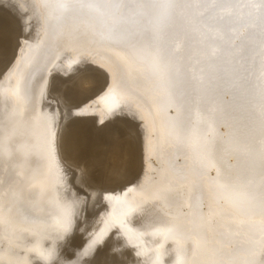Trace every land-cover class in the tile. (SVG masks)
Listing matches in <instances>:
<instances>
[{
  "label": "bare ground",
  "instance_id": "6f19581e",
  "mask_svg": "<svg viewBox=\"0 0 264 264\" xmlns=\"http://www.w3.org/2000/svg\"><path fill=\"white\" fill-rule=\"evenodd\" d=\"M9 1H11V0H9ZM25 1H26V4H27V2H29L28 4L30 6L31 14L35 15V10H36L35 6L37 5L38 0H28V1L25 0ZM25 1H22V3ZM253 1L251 2V0H232V2L229 3L227 6L220 7L218 5L221 4L222 0H147L148 3L158 6L155 8H150V7H143L142 6L145 3V0H139V4L141 6H137L135 8H129L127 10H122L120 13H110L103 8L86 9L84 11H80L79 9H76V8H68L67 9V11L59 18L57 26L54 29L51 37L47 40V42L39 50H36L35 52H33L31 54V56L29 57L28 65L32 66L31 71L32 70L37 71V74H36V77L33 81L24 85L21 98L19 99L18 103H15V105H13L12 110L15 111L14 116H15V120L17 123V127H18V134L16 135V137L13 141L11 149L6 154V162H5L4 167H3V168L7 167V170H8V172L11 173V176L8 178L0 177V264H88L94 260L93 255L91 256L92 258L89 256L92 259V261H90V262H88V260H91V259L90 258L87 259L86 258L87 256H85V255H88L90 253L92 254L93 251H95V248H97V247H95L94 250L93 249L91 250V248L94 247V244L97 245L98 248L100 246L99 244H101V246L103 247V245H102L103 243L100 241V239L92 238L91 243L93 246L89 242V241H91V239L89 241L85 238L79 239V236H80L79 235V231H80L79 226L82 224V223L80 224V222H82L81 220L83 219L82 209H81V201L79 200V198L77 196L78 193L77 194L75 193V189H74L75 183L74 184L72 183L74 185V186L72 185L74 187L72 190V188L69 187V185L67 184V182L64 178V171L67 169L69 170L70 169L69 166L67 169L64 168L65 170H63V168L61 167L60 164L64 165L63 162L68 161L67 160L68 155L71 156V158L75 157V155H74L75 153H73V152L77 148L76 145L78 144L76 141L75 134L78 133L77 136H79L80 132H78L76 130L77 127H74L75 123H73V124H71L73 126H70V127H74L76 133L72 129V132H74V133L71 132V134H70L69 130H67L70 127L66 129L65 126L62 127L61 129L58 128L60 130H59L57 136H56V132L58 131V129L54 133V127L56 125V128H57V125H58L57 121L62 119V117H63L62 114L64 113V111L62 109L57 108L60 111L62 110V112H61L62 114L59 113L60 116H62V117H57V114H56L57 109L55 110L56 107L54 106V103L52 101H49L51 99H49V100L47 99L48 95L45 98L43 93H42V88H41V83H40L41 77H42V72H43V69H45L46 66H48L49 62H51L53 59H61V62H65L66 59L64 61L62 60L63 59L62 57L65 56L68 59L75 60V61H72V60L69 61L68 60L69 62L66 61L68 64L64 63L66 65H70V67H71L70 62H72V63L73 62H79L76 65L77 66L76 70H78V68H79L78 66H80V68H81V65H83L82 67H84V66H85V68L87 67V69H89L90 67H93V69H94V67H96V66H99L100 69L103 68L102 69L103 70L102 76L99 77V75H98L99 79L98 80L95 79V81H102L103 80L104 82L108 83V82H111V81H109V77L111 79L114 75L116 76V78L119 77V79L117 78V80L121 81L122 77L125 75H128L129 73L137 72V74H139L143 69L144 61L132 53H124L121 55H114V56L109 57L107 55L106 51H111V50L112 51H115V50L127 51L130 49H133L136 46H142V43L145 41H148L150 44H152V42L153 43L156 42V43H154L155 44L154 51L159 56H161L163 60L162 59L155 60L154 62L156 64L153 66L154 71H151L150 73H148L146 75H149V76L154 75L153 80L155 82L158 80H161V78H162L164 80V82L171 87L169 99H171L172 101H174L176 103V113L173 117H170V119L172 120L173 123H175L177 125L175 130L179 129L178 127H179V125H181L182 122H185V121H187V119H189L187 117V119L185 121H183L184 118L181 121L182 117H186V115H188V113L191 114L190 117L191 118L193 117L194 121H197L194 118L200 117L201 120L207 119V121L209 122L207 117L209 116V114L211 113V110L213 109V107H212L213 104H210V99L213 98L214 95L216 96V93L212 96L210 95V92L215 90V89L212 90V88H213L211 86L212 83L214 84V82H216V81H217V83H218V81H221L220 87L218 86L219 83H218V85H216L217 87H215V88L219 89V91H222L221 89L223 87H226V85L229 87H231V85H232L233 86L232 88H235L240 94H242L240 92V90L241 91L245 90V93H243V94L245 96L247 94V96H248V93H246L248 91L245 89L246 87L245 88H243V87L246 86L247 84L249 85L250 84L249 82H251V80L249 82H246L244 80V79H246L245 77L247 76V73H245L246 72L245 71L244 74H246V76H243L244 75L243 70H245V69H243L242 67L247 68L248 66L246 67V65L254 64L257 61L256 62L253 61L254 63L250 62L251 63L250 64L247 61L250 58L248 56L249 53H247L248 54L247 58L245 56H242V55H244L245 52H248L250 50L251 47L249 45V42H251V40L255 39V37H253L251 39V37H252V34H251L250 41H249L247 39V36L250 35V33H248V35H246V32H244V35H246V40L243 38L244 36L242 37V39H243L242 40L240 38L241 35H239L235 32L237 29H240L241 27H243L245 31H247V32L249 31V30L245 29V26H244V25H246L245 20L246 19L250 20L249 17L252 15V13H250V11H252V9L253 10L255 9L254 10L255 12L259 10V6H258V8H255V6L257 7L258 1L255 0L257 3L254 1V4H253ZM79 2H80V0H72L70 3L75 4V3H79ZM88 2L104 3V2H110V0H88ZM133 2H136V0H133ZM19 3H21L20 0H19L18 4H17V2L14 4L15 5L17 4L15 7H16V10L20 13V11L23 7L21 8L20 7L21 5ZM176 3L182 5V7H175V6L163 7V5H168V4L174 5ZM26 4L23 3V5H26ZM251 4L254 5L253 8H252L253 5H251ZM18 5H20V6H18ZM250 5H251V7H250ZM24 9H26V8H24ZM254 11H253V13H254ZM29 13H30V11H29ZM248 13H250L251 15H249ZM257 13L254 14L255 17H257L256 16ZM251 18H252L251 19V22H252L254 17L251 16ZM24 23H26V22H24ZM252 23H250V25H252ZM240 24H241V26H240ZM254 24L255 23H253V25ZM248 26L246 25V28ZM255 26H254L255 28H253V26L250 27V29L253 28V29H251V30H253L252 33L254 32L255 29L257 31L260 30L257 25H255ZM257 27H258V29H257ZM0 30H1V28H0ZM31 30L32 29H30V31ZM2 31L0 32V51H3L6 48H7V50L10 51L13 48L11 47V49H8V45L6 43L10 42L14 46L15 40H16L15 36L7 35L6 34L7 32L5 30H4L5 32H2ZM240 31H242V28ZM240 31H237V32L239 33ZM31 32H33V30ZM31 32H30V35H31ZM259 32L260 31L256 32L257 35H255V34L254 35L258 36ZM234 33L239 35L240 41L241 40H242V42L243 41L247 42V40L249 41V42H247L249 45V47H248L249 49L246 51L242 50L244 53L242 51L240 52V50L238 48L236 49L234 47V45H233V43L235 42V41H233L235 38ZM242 34H243V31H242ZM15 35L17 36V34H15ZM79 35H80V39L77 42H75V40L77 39V37ZM260 35H261V32H260ZM261 38H262V36H261ZM114 39L117 40L118 43L113 42ZM262 39H264V38H262ZM91 40H94V42H95L93 45L83 46L84 44H86L87 42H89ZM236 40H238V36H237ZM258 40H259L260 44H261V42L263 43V41H264V40L263 41L260 40V37L258 38ZM258 40H257V42H258ZM237 42H239V40ZM242 42L237 43L243 47V48H241V46H239L240 49L245 48L243 46L244 44H241ZM236 43H234V44H236ZM252 43H253V41H252ZM260 44H257L255 46L258 47V45H260ZM248 45H245L246 48ZM262 45H260V46L263 47L264 45L263 46ZM18 46H20V45H18ZM253 46H252V53H256L257 51L260 52V49H261L260 46L258 47V48H260L259 50L256 47L257 48V49H255L256 52H254L253 49L255 48V46H254V48H253ZM169 47H170V50H169ZM81 48H86L81 52V56H79V58L73 57L75 52L78 51L76 49H81ZM234 48L236 50H239V53H243L242 55L238 53L239 54L238 59H240L239 61L241 63L242 62L241 60L243 58H246V60L244 59L245 61L243 60L244 61L243 63H245L246 65L241 64L240 65L241 67L235 66V64L236 65L239 64V61L236 60V58L234 57V56H236V54L233 53L234 50L232 51V49H234ZM17 50L18 49L16 47L15 52ZM261 50H263V49H261ZM259 52L257 53V55L259 54ZM175 53H177L176 56H174ZM252 53H250L251 57H252V55H251ZM260 53H261V55H258V56L255 55L256 58L254 57L255 59H253V57H252L251 59L256 60L257 58L259 59V57L262 58V55L264 53L262 51ZM1 54L3 56V53H1ZM230 54H231V57H234V59L236 61H233L234 59L230 58ZM91 56H101L102 61L96 62V60L89 58ZM236 57H238V55ZM241 57H243V58H241ZM263 57H264V55H263ZM229 58H230V60L233 61V63L231 62L232 66H231V63L229 61ZM261 58H260V60H264V58L263 59H261ZM249 61H251V60H249ZM236 62H238V64ZM246 62H248V64ZM263 62H262V67H264ZM1 63H4L3 65H6V62H1ZM259 63H260V61H259ZM61 64L62 63L57 64L55 66V68L52 70V73H56L57 71L63 72L65 70V69H63V68H65L64 67L65 65L61 66ZM0 65H1V67L3 66L2 64H0ZM254 65L259 66V64H254ZM254 65H253V67H254ZM61 67H63V68H61ZM239 67H240V69H239L240 71H238V69H237ZM249 67H251V68L249 70L250 75H248V76L251 77V74L254 72L252 69L257 70L259 67L258 68H256V67L252 68V65ZM67 68H68V66H67ZM96 68H98V67H96ZM241 68H242V70H241ZM68 69H70V68H68ZM68 69H66V70H68ZM73 69H75V67H73ZM90 69H92V68H90ZM93 69H92V71L95 70V69L94 70ZM234 69L235 70L237 69L236 71H238L236 75H238L239 72L240 73L242 72L243 75L242 74L241 75L244 77V78H242V76H240V73H239L238 76H240L239 78H241V79L239 81V78L237 76H236L237 78L234 77L235 83L230 82V80H232L234 78L231 76L229 77V74L231 72L234 71V73H235ZM66 70H65V72H67ZM72 70H71V72H72ZM76 70H74V71H76ZM230 70H231V72H230ZM258 70H259V73H258V71H255L256 75L260 76L259 74L261 72V77H262L263 69H262V71H260L261 69H258ZM0 71H2V70H0ZM97 71H98V69L95 70V72H97ZM250 71H251V73H250ZM110 73L112 74V76H110L111 75ZM65 74H68V73H65ZM104 74L106 77H104ZM256 75H253V77H255ZM234 76H235V74H234ZM248 76H247V79L250 78V77L248 78ZM257 76L255 77V80L258 79L260 81H256V83L257 82L260 83L261 81H264L263 77H262L263 79L261 80L260 79L261 77L257 78ZM263 76H264V74H263ZM253 77H251V78H253ZM95 78H97V76H95ZM228 78H230V79L228 80ZM86 79H88V78H86ZM49 80H50V78H49ZM117 80H115L114 82H116ZM58 81L60 82L61 80H58ZM112 81H113V79H112ZM252 81H253L252 83L255 82L254 78ZM91 82H93V81L91 80ZM222 82L225 84V86H221ZM225 82H227V83H225ZM96 83H98V82H96ZM217 83H215V84H217ZM259 83L257 84V85H259V87L257 85H254V84H253V86H257V88H260L264 84V82H261L262 85ZM90 84H92V83H90ZM47 85L50 86V84H47ZM97 85L98 84H96L95 87ZM99 85H101V84H99ZM209 85L211 88L210 87L208 88ZM238 86L239 87L241 86L242 88H240V90H238L237 89ZM253 86H251L253 89H251V87L249 86L250 89L252 90V92L255 90L254 88H256ZM50 87H48V88L50 89ZM206 87H207V90L204 89ZM70 88H72V86ZM81 88L79 89V92L73 90V93H71L72 91L70 92L68 90L69 92H67L68 93L67 96H69L70 99L71 98L79 99L80 92H81V94L83 92V90ZM92 88H94V87H92ZM138 88L141 90V92L135 90L133 92V94H140L141 96H143L146 99V101L144 102V107L146 110H148V112L144 113L141 111L142 119H143V121L141 122L140 121L141 118H139L140 119L139 120L138 117L136 116V113H133L135 106L132 108L133 111H130L129 107L127 109V106H128L127 104L130 102V100L128 98H126L127 99V101H126V99L124 98L125 104H126V102H128V101L129 102L126 104L127 105L126 106V109H127L126 114L123 111H120V114L123 116H130L131 119L134 118L135 122H138V124H137L138 126L135 129L136 132H134V134L131 136V138L128 139L129 141L127 143L125 142L123 144H115L117 147H115L114 145L112 146L110 143L111 146L109 144L107 146V147L110 146L109 148H111L112 151H113V148H115L114 151L117 154L115 152L114 153L110 152V154L113 153L118 157L117 158L118 162L119 161L120 162H119V164H116V165H119L120 168H122L123 174L125 173V176H123L124 178H122V176H121V178H122V179H120L121 182L118 181V183H116V184H123L124 181L127 179L126 177L130 174H133V171L135 173H137V171L140 168L142 170H144L146 167L145 166L146 160L149 158V155L153 156L152 153L154 151L152 149V142H154L153 146H155V149H156V146H158L157 143L159 142V144H160L159 139L161 140V138L163 136H164V138H165V136L167 137V133L165 134V132H164V129H166V128H164V125H165L164 120L165 119L163 120L160 118L162 115L161 116L160 115L155 116V114L154 115L152 114L154 112V110L159 111L161 109L162 105L165 103V98L161 97V91H160V89H162L161 85H160V89L158 87H156V84L150 85L149 83L144 84V85H140V86H138ZM257 88H256V90H258ZM217 89L214 92H217ZM225 89L223 88V94L220 93V94H222V96L218 95V96H220V98H223V96L225 98L226 97L224 95L225 93L228 94V91L229 92L233 91V90L230 91V88H228V87H227L228 91L227 90L224 91ZM261 89H259L260 91L255 90V92H258L260 94L257 95L255 93L256 94V96H255V94L253 93L254 97H252L250 99L246 98L243 94L241 95V99L243 98V96L247 99V102H248L247 105L245 103L246 102L245 98H243L245 101L243 99H242L243 102L240 101L241 105L238 104L240 97L236 98V99H238V101L236 100L237 106L235 105V108L237 107L238 110H240L239 108H242V110L246 109V111L240 110L242 112L239 111V113L244 114V112H246V114H244L245 118L248 117L247 118L248 120H250V118H253V119H251V121L254 120V122L252 121L253 122L252 124L250 121V123L248 125V127H250V124H251V127H250L251 130L248 129L251 132H249V131H248L249 133L248 132H245V133L241 132L243 130H240L239 128L244 126V125H241V126L239 125V128H238L237 127L238 123L234 122V121H237V119H235V120L233 119L234 124L232 122H231V124H229V123H227V121L223 120V119H225V117L223 116L224 118L222 120L224 122L221 121L222 123L220 124V126H217L212 131V133H210L208 135V137H206L204 139H203V137L199 138V139H197V137H196L194 145L190 147L189 151L183 152L186 154V161H185V157H183L184 155H181V158L179 159V161H177L178 163L176 164V168H175L174 172L171 170V168H168L169 173H172L170 175L167 174L168 177L170 176L171 180L168 179V180H170L168 182L164 180L165 184H166V182H167V184L168 183L171 184L172 179H173V181H174V179H176L177 181H175V182H178V180H182V181L184 180L183 182L184 183L186 182L188 184V187H190L191 189L197 188L201 184L200 191H202V192H201V195L199 194V196H201V197L198 196L199 197L198 200H200V203H199L200 204V208H199L200 214L199 215H201L203 217L202 218V220H203L202 226H203L204 233L209 236V237L207 236L208 240H209V238L210 239L211 238H213V239L217 238L222 233L225 235L234 234L232 237V239H234V240L232 242L243 245V246L237 245V248H238V246H239V248L236 250H239V251H238V253H234V255L237 254V257H239L238 261H240L241 259H243V261H244L246 256L252 250V243L251 242L259 240L260 229H258V228H261V225L264 224V214H262L259 211V209L256 207V202H255L256 197L259 195V190L261 189V187L264 183V174L261 173V156H260V150L262 147V139H264L260 136V132H261V111H262V109H264V101H261L262 96H264V94L261 93V92H264L263 86L261 87ZM58 90L56 89V91H58ZM75 90H77V89H75ZM96 90L97 89L95 88V91ZM47 91H48V89H47ZM61 91L63 92V90H61ZM53 92H54V90H53ZM51 93H52V91H51ZM234 93L232 96L235 95ZM239 93H236V95ZM62 94L63 93H61V95ZM217 94H219V92H217ZM210 96H211V98H210ZM215 96L213 99L216 98ZM230 96L231 95H228V97H230ZM56 97H57V99L59 98L58 96H56ZM234 97L229 98L230 100L233 99L232 103H231L232 105H233V103L235 104V102H236V101H234ZM53 98H54V96H53ZM194 98H196V99H194ZM223 99L222 100L219 99V101H223ZM60 100L62 101V99H59L58 101H60ZM82 100H84V99H82ZM189 101L191 103H189ZM60 102H59V107H60ZM70 102H73V101L71 100ZM67 103L71 104L69 106H72V103H69V102H67ZM73 103H76V102H73ZM225 103H230V102H227V99H226ZM242 103H245L243 105H246L247 108H245V106H242ZM61 104L64 105L62 102H61ZM68 104H67V106H68ZM77 104H78V102H77ZM130 104H131V102H130ZM188 104H189V108L187 107L188 108L187 109L185 107ZM228 105L230 106V104H228ZM67 106H66V108H67ZM74 106H72V107L74 108ZM80 106H81V104H80ZM226 107H227V105H226ZM103 108L101 107V109H103ZM184 109H187L185 116L183 115L184 111H185ZM233 109H234V107H233ZM233 109L231 107V110H230V107H228L229 112L232 111ZM64 110H65V108H64ZM68 110H70V109H68ZM122 110H124V109H122ZM139 110L140 109L135 108V111H139ZM151 111H153V112L151 113ZM182 111H183V114H182ZM221 111H222V109L219 112L221 113ZM237 111H236V116H237ZM72 112H73V110H72ZM104 112L105 111H103V113ZM139 112H138V115L140 114ZM161 112L162 111L158 112V114ZM193 112H195V114H197L196 117L193 116L194 115ZM212 112L214 113V111H212ZM215 112H217V111H215ZM229 112H225V114L229 113ZM67 113L68 112H66V114ZM70 113H71V111H70ZM74 113H75V111H74ZM232 114H233V112H232ZM232 114H230V115H232ZM68 115H70V114H68ZM64 116H66V115H64ZM216 116H217V114H216ZM226 116H227V114H226ZM210 117L212 118L211 114H210ZM210 117H209V119H210ZM218 117H219V119L221 118L220 116H218ZM162 118H163V116H162ZM233 118H234V115H233ZM241 118H243V116ZM189 120L191 122V119H189ZM189 120L187 123H189ZM193 120H192L193 123L191 122L192 124H189V125H193V124L197 125V122H195L196 123L195 124ZM248 120H247V122H248ZM139 121H140V123H139ZM212 121L215 122V119H211V122ZM112 122H114V121H112ZM135 122H134V124H135ZM208 122L205 123V124H207V126H208ZM244 122H245V119H244ZM77 123H76V125H78ZM187 123L185 122L184 127H183V125H181V126L185 129ZM200 123H202V122H200ZM61 124H62V122H61ZM202 124H201V126H204ZM247 124H246V126H247ZM59 125H60V123H59ZM81 125H83V124H81ZM81 125L79 127V131H80ZM198 125H199V123H198ZM215 125H217V124L215 123ZM45 126L48 127V132H49L50 141H51V148L53 149L54 154H55V158H56L55 167H53L54 168L53 170L51 169L52 168L51 164H49L46 167V165L43 166L42 162L35 161L33 159L29 160V158H28V152L31 150H35V151L41 153V150H42L43 145H44L43 133L45 131ZM187 126H188V124H187ZM190 127L191 126H189V129L188 128H186V129L190 130ZM91 128H92V126H91ZM183 128H181V130H183ZM192 128L193 127H191V129ZM198 128L200 130L199 126H198ZM193 129H195L194 130L195 132H198V131H196L197 128H193ZM187 130L185 133H188V136H190L189 131L187 132ZM82 131H84V130H82ZM91 131H94V130H91ZM102 131L103 130L101 129V132ZM190 131H191V134L195 133L192 130H190ZM88 132L89 131H87V133ZM117 132H119V131L117 130ZM156 132H158V135H156ZM177 133L179 134V132H177ZM72 134H74L73 136H75V139H73V136L72 137L70 136ZM83 134L84 133H80V135L83 136L84 144H85L86 139H85ZM92 134L95 135L94 132ZM107 134L108 133H106V136H107ZM111 134H113V133H111ZM182 135H184V133ZM194 135H198V134L197 133L193 134L192 138L195 137ZM82 136H80V138ZM112 136H114V135H112ZM172 136H174V134ZM175 136L173 138H175ZM179 136H181V135H179ZM186 136H187V134L184 135V137H186ZM188 136L186 139H188V141H191V139ZM103 137H104V135H103ZM128 137H129V134H128ZM86 138H88V137L86 136ZM90 138H92V136H90ZM90 138H88V139H90ZM100 139L102 140V138H100ZM183 139H184V143H185L187 140L185 141V138H183ZM162 140H164V139H162ZM171 140L172 139H170V141ZM179 140H180V142H182L181 139H179ZM87 142H88V140H87ZM109 142H110V139H109ZM180 142H178V143H180ZM86 144L83 146L84 148H85ZM169 144H171V142H169ZM171 146H173L171 149H174V144L170 145L169 149ZM55 147L59 150L60 154H58V151H56ZM104 147H105V145H104ZM176 147L179 148V146H176ZM87 149L92 150L95 148L91 147V148H87ZM87 149H85L86 152H87ZM98 149H100V148H98ZM104 149H106V148H104ZM209 149L211 150L212 159H211V161L206 162L205 161V152ZM173 151L171 150L172 153H173ZM177 151H179V150H177ZM177 151H176V153H177ZM81 153H83V151L80 152V154ZM174 153H175V151H174ZM84 154H86L85 151H84ZM94 154H96V152ZM94 154L92 155V157L94 156ZM170 154H169V156L172 157V155H170ZM57 155L61 156L64 161L63 160L61 161L60 160L61 158H58ZM98 155H97V157H98ZM158 155L161 156L160 153ZM78 156H76V157H78ZM80 156L82 157V155H80ZM99 156L102 157V155H99ZM104 156H106V153ZM94 157H96V156H94ZM98 158H100V157H98ZM168 158L169 157H167V159ZM101 160L97 159L96 161L101 163ZM60 161L62 163H59ZM113 163L115 165V162H113ZM158 163L161 164V161L159 160ZM94 164H95L94 166L96 167V162ZM65 165H66V163H65ZM65 165L63 167H67V165L66 166ZM114 165H113V168L115 167ZM119 166H117V167H119ZM159 167H161V166L159 165L156 168V176L155 177L150 178L148 180L146 179L148 181L147 182L148 184H145L146 182L144 183L145 185L140 184L142 182V179L140 178V176L139 177L137 176L139 178L137 183H136V184H138V186L136 184H132V189H130L131 185L128 186V188H126L127 190L128 189L132 190L131 191L132 196H131L130 200H127L128 202L125 200V201H123L124 203L119 204L118 203L119 200H117L118 198L115 197L117 194H119V192L116 195H114V194L111 195V193H109L111 195L110 199L115 197L117 202L114 201V203L116 205L118 203L119 206H117V208L112 213H110L108 216L110 217V220L112 221L113 224L119 225L120 227L122 226L124 228L123 229L121 227L123 229V231L125 232L127 237L131 236L130 232H132V230H130V228L128 229L127 224L126 225L124 224L125 222H123V224H122L121 219H123V218H121L122 217L121 213L123 211H128L129 209H132L133 203L135 206V204H137L138 201L141 199L140 198L141 194H143L145 196L146 195L152 196V195H154V193H157L156 189H158V191H159V189H161L160 188V168ZM106 168H107V166H106ZM186 168H188L189 170L187 171ZM202 169H204L203 171L205 172V176H203L201 174V173H203ZM68 170H67V172H69V174L71 175L70 178L72 179L73 173H70V171H68ZM114 170L116 171V169H114ZM139 172H141V171H139ZM75 173H76V171H75ZM106 173H110V172L106 171ZM100 174H97V176ZM102 174H103V172H102ZM112 174L113 173L111 172V175ZM218 174H219V176H218ZM75 175H76V177L77 176L79 177L80 174L76 173ZM81 175H82V173H81ZM111 175H109L108 178H106V177L105 178L109 181H112L113 178H111ZM157 175H159V177ZM201 176H203V178ZM76 177L75 178L73 177V179H76ZM163 177H166V175ZM181 177H182V179H177V178H181ZM183 177L184 178L187 177L186 178L187 181H185L186 179H184ZM199 177H201L202 179H199ZM98 179H96V180H98ZM164 179H166V178H164ZM67 180H68V178H67ZM81 180H83V179L81 178ZM101 180L102 179H100V181ZM139 184H140V186L143 187V188L141 187L143 192L141 191ZM167 184H166V186H167ZM170 184H168L170 186V188H173L175 185H177V187H179V188L181 186V185L180 186L178 185V184H180V181L178 182V184L174 183L175 185H173L172 187H171L172 184L171 185ZM181 184H183V183H181ZM164 186L165 185L163 184V187ZM169 186H168V188H169ZM161 187H162V185H161ZM136 188H137V190H136ZM165 188H164V190H165ZM181 189H185V187L184 188L181 187ZM189 189L188 190L185 189V190L189 192ZM191 189H190V192L192 191ZM77 190H78V188H77ZM164 190L162 191V189H161V191L158 192L160 197H162L160 195V193H162V195H163V193H166V191L164 192ZM172 190L175 191L174 188ZM177 190H178V188H177ZM176 191L174 193H176ZM179 191H180V189H179ZM124 192H126L125 193L126 195L131 193V192H127L125 190H124ZM168 192L165 195L169 196V194H171V191L169 192V194H168ZM188 192H186L187 194H184V196L186 195V198L188 197L187 196ZM194 192L198 193V191H194ZM101 193H102V191H101ZM136 193L139 195V197L136 195ZM158 193L155 195V198L158 195ZM195 193H194V195H196ZM125 194H124V196H126ZM102 195L104 196V194H102ZM102 195H100V196H102ZM165 195H163V197H165ZM171 195H173V193ZM191 195H193V194H191ZM191 195H190V197H191ZM97 196H98V194H97ZM100 196H98V199ZM124 196L121 195L122 198ZM174 196H175L177 202L173 201L174 197L173 198L171 197V199H172L171 202L173 201L172 202L173 205H174V202H176V204L181 206V204H179L178 202H179V200L183 201L184 197L182 196L183 198H180L181 196H179L178 192H177V196H176V194ZM137 197L140 199L138 200ZM193 197L195 198L197 196H193ZM152 198H153V196H152ZM175 198H174V200H175ZM177 198L178 199L180 198V199L178 200ZM189 198H187L188 199L187 203L190 205L189 200L192 199V197L190 199ZM110 199H109V197L107 198L108 205L109 204L114 205L113 202L111 203L109 201ZM133 199L134 200L137 199V202L136 201L134 202ZM143 199H145V198H143ZM161 199H163V201H165L164 200L165 198H161ZM94 200H96V198ZM145 200H143L142 203L139 201V203L135 207H137L140 204L144 205ZM154 200L155 199H152V201H149L147 198L146 201H149L150 203L160 201L159 199L157 201V198H156V201H154ZM194 200L195 199H193L192 201H194ZM92 201H93V199H92ZM103 201H104V199H103ZM111 201H113V200L111 199ZM167 201L168 202L170 201L169 197H168ZM167 201L165 203L167 206L172 205L171 202H169L170 204H167ZM94 202H96V201H94ZM161 202H162V200L158 203H161ZM184 202H182L183 205L184 204L187 205ZM96 203H98V202H96ZM195 203L196 202H194V204ZM145 204H147V203H145ZM151 204H147L149 206V207L147 206V208H150ZM96 205L97 204H95V206ZM101 205H99V206H101ZM106 205H105V207H106ZM108 205H107V207H108ZM155 205L156 204L152 205V207H154ZM157 205H160V207H162L161 205H163V202L161 204H157ZM166 205L164 207H166ZM178 205H177V209H178ZM191 205H193V204H191ZM195 205H193V206H195ZM140 206H138V208ZM90 207H88V208H90ZM152 207H151V209H152ZM160 207H158V208H160ZM187 207H184V208H187ZM140 208L142 209L143 207L141 206ZM144 208H145L146 212L143 209V212L141 210V213H140L139 212L140 210L138 209L140 216L148 213L146 206ZM120 209H123V210H121L122 212L120 211ZM165 209H170V208L168 207ZM92 210H93V208H92ZM106 210H107V208H106ZM157 211L159 212L161 210L157 209ZM189 212H191V211H189ZM194 212H196V211L194 210ZM94 213H96L95 209H94ZM149 213H151V211ZM161 213L163 214L164 212H161ZM100 214H102V213H100ZM135 214H137V211ZM139 214H137L138 217H139ZM151 214L153 216V213H151ZM90 216H92V215H90ZM90 216L88 218H90ZM109 217H108V219H109ZM146 217H147V215H146ZM149 217H150V215H149ZM165 217H167V216H165ZM139 218H141V217H139ZM142 218H144V216ZM100 219H98V220L100 221ZM103 219H102V221H103ZM141 219L138 220V222H137L138 225H140L139 222L141 223ZM123 220H125V219H123ZM135 220H136V218L133 221H135ZM146 220H148V219H146ZM181 220H179V221H181ZM133 221H131V223H134ZM165 221H167V220H165ZM85 222H86V220H85ZM94 222H97V220ZM182 222L183 221H181V223ZM177 223H179V222H177ZM141 224H143V227H144L145 223L143 222ZM191 224L192 223H190V225ZM195 224H197V223H195ZM200 224H201V222H200ZM161 225H163V224L161 223ZM140 226H142V225H140ZM140 226H139V228H140ZM154 226H155L154 224H153V226L149 225L148 229H146L147 227H144V229L148 231L150 228H153ZM163 226H165V227H163ZM163 226L160 227V224H159V226H157V227L160 229L158 231H156V233L159 235V237H161L160 242L165 244L164 241L168 242L166 237L167 238L170 237V239L172 237L171 240L174 242L171 241V243H170V241H169L168 243H170V244L174 243L173 245L175 247L176 243L179 244V242H176V241L179 240L180 238H178V234H176V231L173 229L174 226H171L170 228L168 227L170 225L165 224ZM182 226L183 225H181V228H182ZM185 226H187V225H185ZM154 228H153V231L156 230V229L154 230ZM179 228L180 227L178 226V233L183 235L181 232L184 231L183 229L185 227L182 229L181 232H179L181 230V229L179 230ZM193 228L195 229L194 226L192 227V230H193ZM185 229H189V228L186 227ZM201 229H202V227L199 229L200 234L198 233V236L199 235L201 236V234L203 233V230L201 233V231H200ZM190 230H191V228L188 230V232ZM150 231H152V229ZM143 232H144V230H143ZM149 233L150 232L148 231V234L146 233L147 236H145V237H152V234L150 233L151 234L150 235ZM156 233H153V235ZM194 233H193V235H194ZM219 233H221V234H219ZM157 234H156V236H157ZM180 234H179V236H180ZM186 234H187V231H186ZM189 234L192 235L190 232H189ZM133 235L134 234H132L131 237H133ZM175 235H177V236H175ZM193 235H192V237L188 236L190 239V240H188L189 241V243H187L188 245L190 244V241L192 242V240H191L192 238L195 239V237H193ZM202 235L206 239V236L204 234H202ZM156 236L154 235L152 237V239H155L154 237H156ZM194 236H196V235H194ZM173 237H176V238H174L176 240H174ZM162 238L164 241L162 240ZM145 239H147V242H148L149 239H151V238H149V239L145 238ZM182 239H183L182 242H184V241L187 242L186 241L187 238L184 239V236L181 237V240ZM196 239L198 241L199 238L197 237ZM202 239H203L202 240L203 243H201V244H204L205 240H204V238H202ZM200 240H201V238H200ZM208 240H206V241H208ZM223 240H224V238H223ZM99 241L101 243H99ZM153 241H152V243H154ZM197 241H194V242H197ZM211 241L212 242H210V241L209 242L212 245V243L215 240L214 241L211 240ZM228 241H230V240H228ZM157 242L158 241L155 242L156 248L158 246L163 247L162 243H161V245H158L160 242L158 244H157ZM194 242H193V244H194ZM96 243H99V244H96ZM150 243L151 242L149 241L148 245ZM154 244H152V245L154 246ZM178 244H177V246L179 248L180 246ZM183 244L186 245L185 243H183ZM207 244L208 243H205V245H207ZM104 245H105V242H104ZM148 245L146 246V244H145V246L148 249L147 248L143 249V252L140 254V256L138 255L140 257L141 261L138 257L137 258L139 260L134 256L132 257V259L136 258V260H134L135 263L139 262V261L140 262L138 264H141V262L143 264H151L153 262L155 263L156 259L154 257L157 254L162 255L163 254L162 252H164L163 250H165V249L159 250L160 247H158L157 249L155 248L157 251L159 250V253H158L155 249L152 248L153 246L151 245L152 251L155 250L157 253V254H155V253L153 254V252L149 249ZM180 245H182V243ZM198 245H200V244H198ZM198 245L195 247L198 249V250L195 249L197 252L195 250H194L195 253L193 252L194 256L191 253L192 252L191 250H190L191 252H189V248H188V250L186 249L187 250L186 251V250H184L185 246L180 247L185 251L184 252L183 250H181L185 254H187V252L191 253V254L188 253L187 257L193 256L192 259H189L190 257L188 258V260L186 259L187 260L186 263L190 264L188 262H191V264H214V262L212 261L213 256H212V258H210L211 255H209L210 251L205 250L209 247L205 246L206 247L205 248L204 245H202L203 246L202 248H205V249H201V247H200V250H199ZM208 245H210V244H208ZM211 245H210V247H211ZM225 245H227V244H225ZM110 246L114 248V246H112L111 244L109 245V247ZM164 246H166V245H164ZM189 246L192 247V245H189ZM189 246H187V247H189ZM214 246L215 245L213 244V247ZM106 247H107V245H106ZM162 247H161V249H162ZM174 247H172V250H171L168 246V248L170 249L168 251L174 252V250L176 249V247L175 248ZM115 248H117V247H115ZM163 248H165V247H163ZM178 248H177V250L180 251V249H178ZM100 249L102 251V248H100ZM100 249H96V250H100ZM119 249L120 248L118 247V250ZM191 249L193 250L194 246ZM114 250H117V249H114ZM224 250H225V248H224ZM229 250H231V249H229ZM101 251H98V252L100 253ZM160 251L162 254L160 253ZM168 251H166L167 254L169 253ZM219 251H221V250H219ZM226 251H228V250H226ZM166 252H164L163 255H165ZM177 252L178 251H176V253ZM94 253L97 254V251ZM99 253L97 254V256L100 255ZM102 253H104V252H102ZM127 253L129 254L131 252L127 251ZM181 253L182 252H180V254ZM177 254L174 253V256H176ZM226 254L227 253H225V255ZM163 255L161 256V259H163L162 258ZM169 255H171V254H169ZM221 255H222V252H221L220 256ZM129 256L127 257V259L129 258ZM131 256H132V253H131ZM131 256L129 258L130 260H131ZM178 256H179V254L175 258H177ZM181 256H183V253L181 254ZM214 256L217 258L218 255L216 256L214 254ZM233 256H229V260L232 257L230 262H229L230 264L232 263V260H234L236 258L235 256H234L235 258ZM101 257H102L101 262L103 264H128L127 262L130 261V260H126L125 256L122 253H120L119 251L115 252L110 248H108L106 250V252ZM164 257H166V256H164ZM181 258L183 260L184 256ZM98 259H100V258H98ZM220 259H221V257H220ZM173 260H172L171 264H174L175 261H173ZM175 260H177V259H175ZM178 260L176 261L177 263H178ZM214 260H215V258H214ZM97 262L101 263V262H99V260ZM131 262H133V260ZM176 262H175V264H176ZM219 262L221 264H223L221 262V260ZM234 262H235V264H237L236 263L237 258L234 260ZM93 263L96 264L95 260H94V262H92V264ZM166 263H167V261H166ZM166 263H164V264H166ZM169 263L170 262H168V264ZM182 263H180V261H179V264H182ZM215 263L217 264L216 260H215ZM220 263H218V264H220ZM129 264H131V263H129ZM160 264H162V261L160 262Z\"/></svg>",
  "mask_w": 264,
  "mask_h": 264
},
{
  "label": "rangeland",
  "instance_id": "374dc122",
  "mask_svg": "<svg viewBox=\"0 0 264 264\" xmlns=\"http://www.w3.org/2000/svg\"><path fill=\"white\" fill-rule=\"evenodd\" d=\"M8 1V2H7ZM21 1V3H19L20 5H18V6H20L22 9H21V11H20V13L16 10V5L18 4V2H19V0L17 1V0H11V1H9V0H0V28H1V30H0V32L2 31V32H7L6 34L7 35H10V36H15V45L13 46V44L12 43H10V42H7L6 44L8 45V49H11V47L13 48L12 50H7V48L6 49H4L3 51H0V64H4V63H1V62H6V65H3L2 67H1V65H0V70H2V71H0V177H4V178H8V177H10L11 176V173L10 172H8V170H7V167L6 168H3L4 167V164H5V162H6V154L9 152V150L11 149V147H12V144H13V141H14V139H15V137H16V135L18 134V127H17V123H16V120H15V111L14 110H12L13 109V105H15V103H18V101H19V99L21 98V96H22V90H23V87H24V85H26L27 83H29V82H31V81H33L34 79H35V77H36V74H37V71H34V70H32L31 71V69H32V66H29L28 65V59H29V57L31 56V54L33 53V52H35L36 50H39L46 42H47V40L51 37V35H52V33H53V31H54V29L56 28V26H57V23H58V21H59V18L67 11V9H68V7H61L62 5H67V4H69L72 0H38V3H37V5L35 6L36 7V10H35V15H32L31 14V10H30V6H29V2H27V4H26V1L25 0H20ZM22 1H25V2H23L24 4H26V5H23V3H22ZM28 1V0H27ZM253 0H251V2H252ZM255 1V0H254ZM254 1H253V4H254ZM256 1H258V0H256ZM255 1V2H256ZM10 2V3H9ZM17 2V4L15 5L14 3H16ZM9 3V4H8ZM257 3V2H256ZM253 4H251V5H253ZM14 5V6H13ZM251 5H250V7H251ZM27 6V7H26ZM254 7V5L252 6V8ZM24 8H26V9H24ZM251 8V9H252ZM255 8H258V3H257V7L255 6ZM23 10V11H22ZM255 10V9H254ZM253 9H252V11H250V13H252V15L250 14V13H248L249 15H251L252 17H254L255 19H257V17H258V11H254ZM29 11H30V13H29ZM63 11V12H62ZM253 11H254V13H253ZM249 12V11H248ZM258 12V13H257ZM255 13H257V17H255ZM31 14V15H30ZM21 15V16H20ZM254 15V16H253ZM251 16L249 17V19L250 20H248V19H246L245 21H246V25L248 26L247 28H246V25H244L245 26V29L246 30H249L248 32L247 31H245L244 30V28L243 27H241L242 28V31H243V34H242V31H240L241 30V28L240 29H237L236 30V32L235 33H237V34H239V35H241L240 36V38L242 39V37L246 40V35H248V33H250V35H248L247 36V39L250 41V36H251V34H252V37H251V39L253 38V37H255V39H253V40H251V42H249L248 40H247V42H249V45H250V50L248 51V52H245V54L244 55H242L244 52L242 51V50H244V51H246V50H248L249 48V45H248V43L247 42H245V41H243L242 42V40L240 41V39H239V35H237V34H235L234 33V40L233 41H235L234 43H236L238 40H239V42H237V43H240V42H242L241 44H244L243 46L246 48V46L245 45H248L247 46V48L245 49H240L239 48V46H241V45H239V44H234L233 43V45H234V47L237 49H239L240 50V52L242 51L243 53H239V50H236L235 48L234 49H232V51H233V53L234 54H236V56L238 55V57H236V56H234L235 58H236V60H240V59H238L239 58V54H241L242 56H245L246 58H247V53H249V59L247 60L249 63L250 62H252V63H254L253 61H257L256 63H254V64H259V66H257V65H254V64H251L252 65V68H258V69H261L260 71H262V69H263V73H262V77L264 78V76H263V74H264V67H262V62L264 61V60H260V58L261 57H259V59L257 58L256 60H253V59H255L256 58V56H258V55H261V51L264 53V39H262L261 38V36L262 35H260V32H261V29L260 30H258V31H260L259 32V35L258 36H255V35H257L256 34V32H258L256 29L254 30V32L252 33V31L253 30H251V29H253V28H255L256 26V24H254L253 25V21L255 20L254 18H253V20H252V22H251ZM24 22H26V23H24ZM244 23V22H243ZM250 23H252V25H250ZM242 25V26H243ZM240 26H241V24H240ZM239 26V27H240ZM253 26V28H251L250 29V27H252ZM255 26V27H254ZM3 27V28H2ZM26 27V28H25ZM238 27V28H239ZM249 28V29H248ZM30 29H32L33 30V32H31L30 31ZM257 29H258V27H257ZM5 30V31H4ZM26 30V31H25ZM20 31V32H19ZM237 31H240L239 33L237 32ZM30 32H31V35H30ZM244 32H246V35H244ZM17 34V36L15 35V34ZM26 33V34H25ZM28 33V34H27ZM255 34V35H254ZM23 35V36H22ZM238 36V40H236L237 39V36ZM17 37V38H16ZM260 37V40H262L263 41V43L261 42V44H260V42H259V40H258V38ZM20 41H19V40ZM80 39V35L77 37V39L75 40V42H77L78 40ZM255 40V41H254ZM257 40H258V42H257ZM151 41V40H150ZM252 41H253V43H252ZM74 42V43H75ZM152 42V41H151ZM95 42H94V40H91V41H89V42H87L86 44H84L83 46H90V45H93ZM154 43H156V42H154ZM153 42H152V44H150L148 41H145V42H143L142 43V46H136V47H134L133 49H130V50H127V51H121V50H115V51H106V53H107V55L110 57V56H114V55H121V54H124V53H132V54H134V55H136L138 58H140L141 60H143L144 61V66H143V69H142V71L139 73V74H137V72H133V73H129L128 75H125V76H123L122 77V80L120 81V80H117V78L119 79V77H117L116 78V76L114 75L111 79H110V77H109V81H111V82H108V83H106V82H104L103 80L102 81H95V79L96 80H98L99 79V77L100 76H102V69L103 68H101L100 69V67L99 66H96V67H98V68H96V67H94V69L96 70V69H98V71L97 72H95V70L93 69V67H90V68H92L94 71H92V69H87V67L85 68V66L84 67H82L83 65H81V68H80V66H78L79 68H78V70H76V68H77V64L79 63V62H70L71 63V67H70V65H66V64H64V63H67V62H69L70 60H72V61H75V60H73V59H68L67 57H62L63 59V61L66 59V61L65 62H61V59H53L51 62H49V64H48V66H46V68L45 69H43V72H42V77H41V81H40V83H41V88H42V93H43V95H44V97L46 98L47 97V95H48V97H47V99L49 100V99H51V100H49V101H52L53 103H54V106L56 107L55 108V110L57 109V108H59V109H62L63 111H64V113L62 114L61 112H62V110L60 111V110H56L57 112H56V114H57V117H62V119L61 120H58L57 121V124L59 125V123H60V127L57 125V128H56V125H55V127H54V133L56 132V130L58 129V128H62V127H66V129L67 128H69L70 126H73V125H71V124H73V123H75V126L74 127H77L76 128V130L78 131V132H80V133H84L83 135H84V137H85V139H86V142H85V144H86V146H85V148L83 147L85 144H84V139H83V136L82 135H80V133H79V136H77L78 135V133H76V131H75V129H74V127H70L69 129H67V130H69V132H70V134H71V132H72V129H73V131L76 133L75 134V136H76V141H77V145L79 146H77L76 145V149L78 150H76L75 149V151L73 152V153H75L74 155H75V157L76 156H80V155H82V157L80 156H78V157H72L71 158V156H67V162H65L63 159H62V157L61 156H59V155H57L58 156V158H61L60 160L62 161H64L63 163H64V165H65V163H66V165H67V167H63L64 165L63 164H60L61 165V167L63 168V170H65V169H67L68 168V166H69V170L68 171H70V173H73V175H72V179L70 178V174H69V172H67V170H65L64 171V178H65V180H66V182H67V184L69 185V187L70 188H72V190H73V186L75 185V193L77 194V196H78V198H79V200L81 201V209H82V217H83V219L81 220L82 222H80V226H79V239H83V238H85V239H87L88 241L91 239V241H89L90 243L92 242V238H95V239H100V241L103 243L102 245H103V247L101 246V244H99V243H101L100 241H99V243H96V244H99L100 246H99V248H98V246L97 245H95L94 243V247L93 248H91V250L93 249L94 250V248L95 247H97V248H95V251H93V253L91 254H88V255H85V256H87L86 258L88 259V258H90L92 255H93V259L95 260V262H96V264H101L102 262V260H101V256L106 252V250L108 249V248H110V249H112L113 251H115V252H120V253H122L124 256H125V258H126V260H130L129 258H130V256H131V253H132V256H131V260L129 261V262H127L128 264L129 263H131V264H138L140 261H141V259H140V254L143 252V249H146L147 247V245H148V243H149V241L151 242L149 245H148V247H149V249L152 251V249H151V245L152 244H154L156 241H158L157 242V244L161 241V237H159V235L156 233V231H158L160 228H158L157 226H159V224H160V227H162L163 225H170V226H168L169 228L171 227V226H174L173 227V229L176 231V234H178V238H180L179 240H177L176 242H179V244L178 243H176V245H175V247H176V249L174 250V252H172V251H168V250H172V247H174V243H172V244H170L171 243V239H172V237H171V239H170V237H166V239H167V241L169 242L170 241V243H168V242H166V241H164L163 240V238H162V240L165 242V244L164 243H162V242H160L158 245H161V243H162V245H163V247H165V248H163L162 246V249H161V247L160 246H158V247H160V249L159 250H163V249H165V250H163L164 252H166V251H168L169 253L167 254V252H166V254L165 255H163L164 254V252H162L161 253V251H160V253L163 255V259H161V256L162 255H160V254H157L156 253V249L158 248H156V243L154 244V246L152 247L153 249H155V250H153L152 252H153V254L155 253V254H157L154 258L156 259V261H155V263L156 264H160V262L162 261V264H164V263H166V261H167V263L166 264H168V262H170L169 264H171V262H172V260L179 254V258L177 257V258H175V259H179L178 260V263L176 262L177 260H173V261H175L176 262V264H179V261H180V263H186V261L188 260V258L189 259H192L193 258V256H194V254H193V252H194V250L196 249V250H198L197 248H195L198 244H200V245H198V248H199V250H200V247H201V249H205L207 246L210 248H207V249H205V250H209L210 251V253H209V255H211L210 256V258H212V256H213V258H212V261L214 262V264H216L215 263V260H216V262H217V264L218 263H220L219 261L221 260V262L223 263V264H230L229 262H230V260H231V258H230V260H229V256H233L234 255V253H238V251L239 250H236V249H238L239 248V246H241L242 244H238V243H233L232 241L234 240V239H232V237H233V235L234 234H230V235H225V234H221V233H219V234H221V235H219L217 238H209V240L207 239L209 236L207 235V234H205L204 233V230H203V226H202V223H203V220H202V216L201 215H199L200 213V200H198V198L199 197H201V196H199V194L201 195V192L202 191H200V188H201V184L197 187V188H193V189H191L190 187H188V184L185 182H183L182 180H178V182L180 181V184H178V182H175V181H177L176 179H174V181H173V179H172V182H171V184L170 183H168V184H170L171 185V187L173 186V185H175L174 183H176V184H178L179 186H180V188L179 187H177V185H175L173 188L175 189V191L177 190V188H178V190L176 191V193H174L175 191L174 190H172L173 188H170V186L167 184V182L168 181H170L171 180V178H170V176L168 177V175H170V174H172V173H169V169L168 168H171V170L174 172V170H175V168H176V164L178 163L177 161H179V159L181 158V155H184L183 157H185V161H186V154L185 153H183V152H188L189 151V149H190V147L191 146H193L194 145V142H195V140H196V137H197V139H199V138H202L203 137V139L204 138H206V137H208V135L210 134V133H212V131L217 127V126H220V124L222 123L221 121H223V120H225V121H227V123H229V124H231V122L234 124V122H236V123H238L237 124V127L239 128V125L241 126V125H244V126H242V127H240L239 129L240 130H243V131H241V132H251L250 130H251V124L254 122V120H252L251 121V119H253V118H250V120H248L247 118H245V116H244V114H246V112H244V114L243 113H239V111L240 110H242V108H239L240 110H238L237 109V107L235 108V105H236V103H237V101H238V99H236V98H238V97H240L239 99V101H238V104L239 105H241V102H243V98H248V99H250V98H252V97H254L253 95L256 93L257 95L258 94H260V93H258V92H255V90H256V88H257V86L259 87V85H257L259 82H257L256 83V81H260V80H258L257 78H260L261 77V72H260V76H257L256 75V72L255 71H258V73H259V70L257 69V70H255V69H252L251 71L254 73H252L251 74V77H253V75H256L257 76V80H255V77H253L254 78V83H252L253 81V78H251L250 76H248V75H250L249 74V70H250V68L251 67H249V66H251V65H246L245 63H243L245 60H246V58H243V57H241V58H243L241 61V63H240V61H239V64H238V62H236L238 65H236L235 64V66H240L241 64H245L246 65V67L247 68H245V67H242L243 69H245V70H243V74H244V72L245 73H247V76H248V78L249 79H247V76H246V74H242V72L240 73V76H246L245 78L248 80H246V79H244L246 82H249L250 80H251V82H249L250 84L248 85H246V86H244L243 88H245L248 92H246V93H248V96H247V94H246V96L243 94V93H245V90L244 91H241L240 90V88H242L241 86L239 87L238 86V90H240V92L245 96H243V100L241 99V95L242 94H240L235 88H232L233 86L231 85V87H229V86H227L226 85V87H223L225 90L224 91H228V89H227V87L228 88H230V91H232V92H229L228 91V94L227 93H225L224 95L227 97H225L224 98V96H223V98L226 100L227 99V102H230V103H225V100L223 99V98H220V96H222V94H223V88L221 89L222 91H219V89H217V88H215V87H217L216 85H218V83H219V87H220V83H221V81H218V83H217V81L216 82H214V84L215 83H217V84H213L212 83V90L213 89H217V92H219V94H217V92H214L215 90H211L212 92H210V95L212 96V95H214L215 93H216V98L215 99H213L214 98V96H213V98H211V96H210V98L212 99H210V104H213V109L211 110V115H212V118L210 117V114H209V116L207 117L208 118V120H209V122L207 121V119L206 120H201L200 119V117H198V118H194L195 120H197V121H194L193 120V117L191 118L190 116H191V114L190 113H188V115H186V117H182V119H181V121L183 120V118H184V120L183 121H185L186 119H187V117L189 118V119H191V122H192V120L194 121V123L195 122H197V125H189V124H192L191 122H190V120L189 119H187V121H185L186 123L188 122V120H189V123H187L188 124V126H187V124H186V127H185V129L183 128L184 127V125H185V122H182L181 123V125H183V127L181 126V125H179V129H176L175 130V128L177 127V125L175 124V123H173L172 122V120L170 119V117H173L174 115H175V113H176V103L174 102V101H172L171 99H169V96H170V89H171V87L169 86V85H167L165 82H164V80L161 78V80H158V81H154L153 80V76L154 75H152V76H149V75H146V74H148V73H150L151 71H154V69H153V66L156 64L154 61L155 60H160V59H162V57L161 56H159L155 51H154V47H155V44H154ZM246 43V44H245ZM252 43V44H251ZM260 44V45H262L263 47H261L260 45H258V47L260 46L261 47V49H263V50H261L260 48H258L257 46H255V45H257V44ZM12 44V45H11ZM18 45H20V46H18ZM254 45L255 46V48H254V46H253V50H254V52H256L255 51V49H257L258 48V50L260 49V52L259 51H257L256 53H252V46ZM16 47H17V51L15 52V50H16ZM257 47V48H256ZM241 48H243L242 46H241ZM84 49H86V48H81V49H76V50H78V51H76L75 52V54L73 55V57H77V58H79V56H81V52L84 50ZM169 50H170V47H169ZM13 51V52H12ZM5 52V53H4ZM259 52V54L257 55V53ZM1 53H3V56H2V54ZM232 53V52H231ZM232 53V54H233ZM239 53V54H238ZM250 53H252L251 55H252V57H253V59H251L252 57L250 56ZM262 53V54H263ZM7 54V55H6ZM176 54L177 53H175L174 54V56H176ZM11 55V56H10ZM256 55V56H255ZM264 55V54H263ZM263 55H262V58L261 59H263L264 57H263ZM233 56V55H232ZM88 57V56H87ZM234 57H231V54H230V58L232 59H234ZM255 57V58H254ZM3 58V59H2ZM89 58H92L93 60H96V62H101L102 61V57L101 56H91V57H89ZM230 58H229V61H230V63L232 62L233 63V61H236L235 59L232 61V60H230ZM245 59V60H244ZM6 60V61H5ZM69 60V61H68ZM163 60V59H162ZM244 60V61H243ZM249 60H251V61H249ZM9 63H8V62ZM259 61H260V63H259ZM248 62H246L247 64H248ZM59 63H62L61 64V66L63 65H65L64 67L65 68H63V67H61V68H63V69H68V68H70V69H68V70H66L67 72H65V70L63 71V72H56V73H52V70L55 68V66L57 65V64H59ZM69 63V64H70ZM232 63H231V66H232ZM68 64V63H67ZM263 64H264V62H263ZM234 65V64H233ZM244 65V66H245ZM253 65H254V67H253ZM8 66V67H7ZM67 66H68V68H67ZM230 66V67H231ZM264 66V65H263ZM7 67V68H6ZM73 67H75V69H73ZM234 67V66H233ZM241 67V66H240ZM240 67L239 68H237L238 69V71H240L239 69H240ZM5 68V69H4ZM242 68H241V70H242ZM249 68V69H248ZM62 69V70H63ZM73 69V70H72ZM233 69V68H232ZM236 69V70H237ZM71 70H72V72H71ZM74 70H76V71H74ZM235 70V69H234ZM235 70V73H234V71L233 72H231V70H230V74H229V77L231 76V77H235V78H239L240 76H238L239 75V73H238V75H236L237 74V72L238 71H236ZM61 71V70H60ZM251 71H250V73H251ZM9 72V73H8ZM61 73V74H60ZM65 73H68V74H65ZM96 73V74H95ZM99 73V74H98ZM233 73V74H232ZM257 73V74H258ZM7 76H6V75ZM111 74V73H110ZM234 74H235V76H234ZM242 74V75H241ZM61 75V76H60ZM63 75V76H62ZM98 75H99V77H98ZM233 75V76H232ZM51 76V77H50ZM95 76H97V78H95ZM110 76H112V74L110 75ZM143 76V77H142ZM237 76V77H236ZM242 76V78H244ZM60 77V78H59ZM85 77V78H84ZM90 77V78H89ZM260 78L261 80L263 79V78ZM49 78H50V80H49ZM52 78V79H51ZM59 78V79H58ZM86 78H88V79H86ZM94 80H93V79ZM235 78L234 79H232V80H230V82H234L235 83ZM61 80L60 82L58 81V80ZM93 81V82H91V80ZM112 79H113V81H112ZM230 78H228V80H229ZM240 79L241 78H239V81H240ZM87 80V81H86ZM89 80V81H88ZM115 80H117V81H120L121 82V87L120 88H114L113 87V85H114V83H116V82H114ZM243 80V79H242ZM264 80V79H263ZM50 82V83H49ZM55 82V83H54ZM81 82V83H80ZM96 82H98V83H96ZM100 82V83H99ZM114 82V83H113ZM228 82V81H227ZM227 82H225V83H227ZM261 82H264V81H261ZM261 82L259 83V84H261ZM90 83H92V84H90ZM105 83V84H104ZM147 83H149L150 85H154V84H156V87H158L159 89H160V85H161V87H162V89H160V91H161V97H163V98H165V103L162 105V107H161V109L158 111H156V110H154V112L153 111H151V113L154 115L155 114V116L156 115H162L163 116V118H162V116L160 117L161 119H165L164 120V123H165V125H164V128H166V129H164V132H165V134L167 133V137L165 136V138H164V136L161 138V140L159 139V141H160V144H159V142L157 143V145L158 146H156V149H155V146H153V143L154 142H152V149H153V156L152 155H149V158L146 160V167H145V169L144 170H142L141 168L137 171V173H135L134 171H133V174H130V175H128L130 178H136L135 176H140V178L142 179V182L140 183V184H143V185H145V184H148L147 182V180L148 179H150V178H153V177H155L156 176V168L160 165L161 167H159L160 168V188L162 189V191L164 190V188H165V190H164V192L166 191V193H163V195H165V194H167V192L169 191H171V194L173 193V195H171V194H169V192H168V194H169V196L168 195H165V197H163V195H162V193H160V195L162 196V197H160L159 196V191H161V189H159V191H158V189H156L157 190V193H158V195L156 196V198H157V201H158V199L160 200L161 198H165L164 200L165 201H163V199H161L162 200V202H163V205H161L162 207H160V205H157V204H161V203H158V202H160V201H158V202H149V201H152V199H155L154 201H156V198H155V195L157 194V193H154V195H152L153 196V198H152V196H149V195H143V194H141L140 195V198L142 199H140V198H138L139 197V195L136 193V195L138 196L137 198H138V200L142 203V201L143 200H147V198H148V200L149 201H144L145 203H147V204H151V206H150V208H147V204H145L144 202V205L142 204H140L143 208L141 209L140 207V205H138V206H140L139 208H138V206L137 207H135L138 203H139V201H138V203L137 204H135V206H134V203H133V205H132V209H129L128 211H121V210H123V209H120V211L122 212H120L121 213V215H122V217L121 218H123V219H125V220H123V219H121L122 220V224H123V222H125L124 224L126 225L127 224V226H128V229L130 228V230H132V232H130L131 233V236H132V234H134L133 235V237H131V236H129V237H127L126 236V234H125V232L123 231V229L119 226V225H116V224H113L112 223V221L110 220V217L108 216L110 213H112L116 208H117V206H119V204H121V203H124L123 201H127V200H130V198H131V196H132V190H130V189H132V184H130V183H124V185H123V187L121 188V189H119V190H117V191H112L111 189H105V188H103V187H110V185L111 186H116V185H120V184H116V183H118V181H120L121 182V180L120 179H122V178H124L123 176H125V173L123 174V170H122V168H120V166L119 165H116V164H119V162H118V157L115 155V154H113L115 151H114V149L115 148H113V151H112V149L111 148H109L111 145L113 146H115V147H117L115 144H123V143H127L129 140L128 139H130L131 138V136L134 134V132H136V127L138 126L137 124H138V122H135V119L133 118V119H131L130 118V116H123V115H121L120 114V111H123V112H125V114H126V110L128 109V107H129V109H130V111H133V107L135 106V108L137 109H140L139 111H135V108H134V112L133 113H136V116L138 117V119L139 118H141V122L143 121V119H142V114H141V111L142 112H144V113H146V112H148V110H146L145 109V107H144V102L146 101V99L143 97V96H141L140 94H133V92L135 91V90H137V91H139V92H141V90L138 88V86H140V85H144V84H147ZM252 83V84H251ZM47 84H50V86L49 85H47ZM78 84V85H77ZM96 84H98L96 87H95V85ZM99 84H101V85H99ZM223 84V85H222ZM222 84H221V86H225V84L222 82ZM253 84L254 85H257V86H253ZM54 85V86H53ZM81 85V86H80ZM103 85V86H102ZM106 85V86H105ZM210 85L208 86V88L210 87ZM262 85V84H261ZM260 85V86H261ZM72 86V88H70ZM251 86H253V87H256V88H254L255 90L252 92V90L251 89H253L252 87H251V89H250V87ZM263 86V91H264V84L262 85ZM261 86V87H262ZM48 87H50V89L48 88ZM82 87V88H81ZM92 87H94V88H92ZM98 87V88H97ZM218 87V88H219ZM261 87L260 88H257L258 90L259 89H261ZM62 88V89H61ZM82 89L83 90V92H82V94H81V92H80V95H79V99H73V98H71L70 99V97L69 96H67L68 95V93L67 92H71V93H73V90L74 91H78L79 92V89ZM95 88L97 89L96 91H95ZM202 88V87H201ZM211 88V87H210ZM47 89H48V91L50 92H48L47 91ZM56 89L58 90V91H56ZM75 89H77V90H75ZM204 89H206L207 90V87L206 88H204ZM53 90H54V92H53ZM61 90H63V92L61 91ZM69 90V91H68ZM92 90V91H91ZM95 92H94V91ZM258 90H256V91H258ZM262 90V89H261ZM51 91H52V93H51ZM91 91V92H90ZM210 91V90H209ZM260 91V90H259ZM49 94H48V93ZM214 92V93H213ZM61 93H63L62 95H61ZM75 93V92H74ZM93 93V94H92ZM212 93V94H211ZM220 93H222V94H220ZM233 93L236 95V93H239V94H237L235 97L234 96H232L233 95ZM254 93V94H253ZM261 93H263L264 94V92H261ZM51 94V95H50ZM54 94V95H53ZM58 94V95H57ZM256 94H255V96H256ZM218 95H220V96H218ZM228 95H231L230 97H228ZM239 95V96H238ZM262 95V94H261ZM51 96V97H50ZM53 96H54V98H53ZM56 96H58L59 98L57 99V97ZM234 97V101H236L235 102V104L233 103V105L231 104L232 103V100H230L229 98H233ZM91 99V100H89V101H87V103L86 104H81V106H80V103L82 102L81 100L82 99ZM126 98H128L129 100H130V102H131V104H130V102L128 103V102H126V104L128 105H126L125 104V99ZM245 98V99H246ZM59 99H62V103L64 104V105H62L61 104V102L60 101H58ZM65 99V100H64ZM194 99H196V98H194ZM193 99V100H194ZM219 99L220 100H222L223 99V101H219ZM229 99V100H228ZM64 100V101H63ZM73 101V102H76V103H73V102H70V101ZM214 100V101H213ZM218 100V101H217ZM126 101H127V99H126ZM241 101V102H240ZM245 101V100H244ZM262 101V100H261ZM59 102H60V107H59ZM65 102V103H64ZM67 102H69V103H72V106H74V108L72 107V106H69V105H71V104H68ZM77 102H78V104H77ZM215 102V103H214ZM240 102V103H239ZM189 103H191L190 101H189ZM220 103V104H219ZM246 105L248 104V102H247V99H246ZM245 103H242V106H245V108H247V106L246 105H243V104H245ZM57 104V105H56ZM66 104V105H65ZM67 104H68V106H67ZM130 104V105H129ZM227 105V107H226V105ZM228 104H230V106L228 105ZM102 105V106H101ZM224 105V106H223ZM232 105V106H231ZM238 105V106H239ZM65 108V110H64V108ZM66 106H67V108L68 109H70V110H68L67 108H66ZM126 106H127V109H126ZM222 106V107H221ZM237 106V105H236ZM76 107V108H75ZM101 107L103 108V109H101ZM131 107V108H130ZM189 108V104L185 107V108ZM228 107H230V110H231V107H232V109H233V107H234V109L232 110V111H230L229 112V110H228ZM187 108V109H188ZM226 108V109H225ZM122 109H124V110H122ZM187 109H184L185 111H184V114H183V111H182V114L185 116V113H186V111H187ZM215 109V110H214ZM222 109V111H221V113L219 112L220 110ZM238 111H237V110ZM72 110H73V112H72ZM226 110V111H225ZM235 110V111H234ZM70 111H71V113H70ZM74 111H75V113H74ZM103 111H105L104 113H103ZM160 111H162L161 113H159L158 114V112H160ZM212 111H214V113L212 112ZM215 111H217V112H215ZM236 111H237V116H236ZM242 111H246V109H244V110H242ZM242 111H240V112H242ZM66 112H68L67 114H66ZM138 112L141 114H139L138 115ZM157 112V113H156ZM225 112H229V113H226L227 114V116H226V114H225ZM232 112H233V114H232ZM62 114V116H60V114ZM163 113V114H162ZM192 113V112H191ZM194 113V117H196V115L197 114H195V112H193ZM213 113V114H212ZM240 115H239V114ZM68 114H70V115H68ZM75 114V115H74ZM216 114H217V116H216ZM221 114V115H220ZM230 114H232V115H230ZM59 115V116H58ZM64 115H66V116H64ZM73 115V116H72ZM87 115H90L91 117L89 118V117H85V116H87ZM233 115H234V118H233ZM135 116V117H136ZM141 116V117H140ZM218 116H220L221 118L219 119V117ZM225 117V119H223L224 117ZM230 116V117H229ZM243 116V118H241ZM65 117V118H64ZM71 117V118H70ZM81 117V118H80ZM136 117V118H137ZM209 117H210V119H209ZM214 117V118H213ZM217 117V118H216ZM74 118V119H73ZM231 118V119H230ZM211 119H215V122H211ZM223 119V120H222ZM233 119L235 120V119H237V121H234L233 122ZM243 119V120H242ZM244 119H245V122H244ZM85 120V121H84ZM137 120V119H136ZM200 120V121H199ZM232 120V121H231ZM247 120H248V122H247ZM62 122V124H61V122ZM83 121V122H82ZM102 121V122H101ZM111 121V122H110ZM112 121H114V122H112ZM126 121V122H125ZM140 121H139V123H140ZM229 121V122H228ZM241 121V122H240ZM250 121H251V124H250V127H248V125H249V123H250ZM59 122V123H58ZM69 122V123H68ZM78 122V123H77ZM134 122H135V124H134ZM200 122H202V123H200ZM208 122V126H207V124H205V123H207ZM219 122V123H218ZM224 122V121H223ZM248 124H247V123ZM76 123L78 124V125H76ZM91 123V124H90ZM184 123V124H183ZM198 123H199V125H198ZM215 123L217 124V125H215ZM81 124H83V125H81ZM89 124V125H88ZM93 124V125H92ZM103 124V125H102ZM115 126H114V125ZM172 124V125H171ZM196 124V123H195ZM201 124L202 125H204V126H201ZM246 124H247V126H246ZM62 125V126H61ZM67 125V126H66ZM80 125H81V128H80V131H79V127H80ZM111 125V126H110ZM91 126H92V128H91ZM129 126V127H128ZM189 126H191V127H193V128H197L196 129V131H198V132H195L194 130L195 129H191V127H190V130H192L193 132H195V133H192L191 134V131L190 130H187L186 128H188L189 129ZM198 126L200 127V130H199V128H198ZM89 129H88V128ZM112 127V128H111ZM114 127V128H113ZM183 128V130H181V128ZM202 127V128H201ZM246 127V128H245ZM107 128V129H106ZM60 129H58V131L56 132V136H57V134H58V132H59V130ZM101 129L103 130L102 132H101ZM119 131V132H117V130ZM168 129V130H167ZM203 131H202V130ZM207 129V130H206ZM246 129V130H245ZM248 129H250V130H248ZM71 130V131H70ZM82 130H84V131H82ZM91 130H94V131H91ZM107 130V131H106ZM186 130H187V132L189 131V135L191 136H188V133H185L186 132ZM66 131V130H65ZM82 131V132H81ZM86 131V132H85ZM87 131H89L88 133H87ZM91 131V132H90ZM109 131V132H108ZM115 131V132H114ZM168 131V132H167ZM184 131V132H183ZM200 131V132H199ZM74 132H72V133H74ZM95 133V135L94 134H92V133ZM117 132V133H116ZM177 132H179V134L177 133ZM248 132V133H249ZM90 133V134H89ZM100 133V134H99ZM104 135V137H103V135ZM106 133H108L107 134V136H106ZM111 133H113V134H111ZM184 133V135H186L187 134V136L191 139V141H188V139H186L187 138V136L186 137H184V135H182ZM198 134V135H194L195 137L194 138H192L193 137V134ZM243 133V134H244ZM92 136V138H90V136ZM97 134V135H96ZM128 134H129V137H128ZM174 134V136H175V138H173L174 136H172ZM74 134H72V135H70L71 137L73 136ZM88 137V138H90V139H88V138H86V136ZM112 135H114V136H112ZM116 135V136H115ZM156 135H158V132H156ZM179 135H181V136H179ZM75 136H73V139H75ZM80 136H82L81 138H80ZM95 138H94V137ZM101 136V137H100ZM43 137H44V145H43V148H42V150H41V153L40 152H37V151H35V150H31V151H29L28 152V158H29V160H31V159H33V160H35V161H40V162H42V164H43V166H45L46 165V167L49 165V164H51L52 165V170L54 169L53 167H55V162H56V158H55V154H54V151H53V149L51 148V141H50V136H49V132H48V127L47 126H45V131H44V133H43ZM78 137V138H77ZM102 138V140L100 139V138ZM172 137V138H171ZM181 137V138H180ZM185 138V143H184V139L183 138ZM125 138V139H124ZM178 138V139H177ZM78 139V140H77ZM81 139V140H80ZM105 139V140H104ZM109 139H110V142H109ZM115 139V140H114ZM162 139H164V140H162ZM169 139V140H168ZM170 139H172L171 141H170ZM179 139H181V141L182 142H180V140ZM189 139V140H190ZM87 140H88V142H87ZM108 140V141H107ZM163 141V142H162ZM82 142V143H81ZM109 142V143H108ZM168 142V143H167ZM169 142H171V144H169ZM173 142V143H172ZM178 142H180V143H178ZM110 143H111V145H110ZM183 143V144H182ZM108 144L110 145L109 147H107L108 146ZM174 144V149H171L173 146H171L170 147V149L173 151H175V153H174V151H173V153L171 152V150L169 149V146L170 145H173ZM81 145V146H80ZM94 145V146H93ZM104 145H105V147H104ZM169 145V146H168ZM188 145V146H187ZM176 146H179V148H177ZM95 148V149H92V150H90V149H87V148ZM56 148V147H55ZM80 148V149H79ZM98 148H100V149H98ZM104 148H106V149H104ZM109 148V149H108ZM119 148V147H118ZM84 149V150H83ZM85 149H87V152H86V150ZM81 150V151H80ZM89 150V151H88ZM100 150V151H99ZM107 150V151H106ZM177 150H179V151H177ZM56 151H58V154H60V152H59V150L56 148ZM82 152L83 151V153H81L80 154V152ZM84 151H85V153L86 154H84ZM106 151V152H105ZM109 151V152H108ZM176 151H177V153H176ZM78 152V153H77ZM96 152V154H94V153ZM106 153V156H104L105 155V153ZM110 152H113V153H111L110 154ZM103 153V154H102ZM116 153V152H115ZM161 154V156L160 155H158V154ZM171 153V154H170ZM77 154V155H76ZM91 154V155H90ZM94 154V156H96V157H92V155ZM102 155V157L101 156H99V155ZM108 154V155H107ZM117 154V153H116ZM169 154L170 155H172V157L171 156H169ZM97 155H98V157H100V158H98L97 157ZM158 155V156H157ZM104 156V157H103ZM246 156V155H245ZM111 157V158H110ZM115 157V158H114ZM158 157V158H157ZM167 157H169L168 159H167ZM171 157V158H170ZM98 160H101V163L100 162H98V161H96L97 159ZM113 158V159H112ZM157 158V159H156ZM160 158V159H159ZM93 159V160H92ZM95 160V161H94ZM109 160V161H108ZM161 161V164H159L158 163V161ZM59 162V163H62V162ZM112 161V162H111ZM173 161V162H172ZM96 162V167L94 166L95 164L94 163ZM108 162V163H107ZM113 162H115V165H114V163ZM118 162V163H117ZM89 165H87V164ZM99 163V164H98ZM105 163V164H104ZM172 163V164H171ZM98 164V165H97ZM101 164V165H100ZM180 164V163H179ZM178 164V165H179ZM65 165V166H66ZM105 165V166H104ZM112 165V166H111ZM113 165L115 166L114 168H113ZM94 166V167H93ZM106 166H107V168H106ZM117 166H119V167H117ZM166 166V167H165ZM100 167V168H99ZM110 169H109V168ZM187 167V166H186ZM65 168V169H64ZM105 168V169H104ZM173 168V169H172ZM97 169V170H96ZM114 169H116V171L114 170ZM118 169V170H117ZM206 169V168H205ZM51 170V171H52ZM185 170V169H184ZM186 170L188 171L189 169L188 168H186ZM204 169H202V171H203ZM75 171H76V173H79L80 175H79V177L77 176L76 177V173H75ZM78 171V172H77ZM101 171V172H100ZM106 171L107 172H110V173H106ZM115 171V172H114ZM139 171H141V172H139ZM201 171V172H202ZM67 172V173H66ZM101 174H100V173ZM102 172H103V174H102ZM111 172L114 174H112L111 175ZM119 172V173H118ZM121 172V173H120ZM200 172V173H201ZM75 173V174H74ZM81 173H82V175H81ZM105 173V174H104ZM140 173V174H139ZM204 173V174H203ZM203 173H201L203 176H205V172L203 171ZM97 174H100V175H98L97 176ZM142 174V175H141ZM145 176H144V175ZM168 174V175H167ZM78 175V174H77ZM104 175V176H103ZM109 175H111V178H113V180L112 181H109V180H107L106 178H108L109 177ZM132 175V176H131ZM166 175V177H163V176H165ZM188 175V174H187ZM118 176V177H117ZM121 176H122V178H121ZM158 177H159V175H157ZM203 176H201L202 178H203ZM73 177L75 178L76 177V179H73ZM97 177V178H96ZM106 177V178H105ZM128 177V178H129ZM144 179H143V178ZM168 177V178H167ZM201 177H199V179H202ZM67 178H68V180H67ZM81 178L83 179V180H81ZM99 178V179H98ZM118 178V179H117ZM157 178V177H156ZM164 178H166V179H164ZM184 178V177H183ZM187 178V177H186ZM186 178H184V179H186ZM78 179V180H77ZM96 179H98V180H96ZM100 179H102L101 181H100ZM115 179V180H114ZM147 179V180H146ZM168 179H170V180H168ZM177 179H182V177L181 178H177ZM76 180V181H75ZM144 180V181H143ZM146 180V181H145ZM159 180V179H158ZM157 180V181H158ZM167 181L166 182V184H167V186H166V184L164 183L165 181ZM82 181V182H81ZM156 181V182H157ZM185 181H187V179L185 180ZM200 181V180H199ZM80 182V183H79ZM146 182V183H145ZM174 182V183H173ZM74 185H73V184ZM88 183V184H87ZM145 183V184H144ZM158 183V182H157ZM181 183H183V184H181ZM78 184V185H77ZM80 184V185H79ZM84 184V185H83ZM128 184V185H127ZM140 184H139V187H140V189H141V191H142V186H140ZM163 184L165 185L164 187H163ZM199 184V183H198ZM73 185V186H72ZM131 185V186H130ZM137 186H138V184H136ZM161 185H162V187H161ZM185 187V189L186 190H188L189 188L192 190L191 192H190V189H189V192L188 191H186L185 189H181V187L182 188H184L183 186ZM263 185H264V183H263ZM77 186V187H76ZM93 186V187H92ZM128 186H130V189H126V188H128ZM168 186H169V188H168ZM138 187V188H139ZM142 187V188H141ZM77 188H78V190H77ZM81 189V190H80ZM94 189V190H93ZM170 189V190H169ZM179 189H180V191H179ZM124 190L125 191H127V192H131L130 194H125L126 192H124ZM136 190H137V188H136ZM101 191H102V193H101ZM123 191V192H122ZM174 191V192H173ZM183 193H182V192ZM194 191H198V193H195ZM87 192V193H86ZM94 192V193H93ZM99 192V193H98ZM119 192V194H117ZM143 192V191H142ZM177 192H178V194H179V196H181L180 198H183L184 200L182 201V200H179L178 198V200H179V204H181V206L183 205V203L182 202H184V203H186L187 205H183L182 207L180 206V205H178V204H176V198H175V194H176V196H177ZM180 192V193H179ZM186 192H188V197L187 198H189L190 197V195L191 194H193V195H191V197H192V199H190L189 200V203H190V205L187 203L188 202V199L186 198V195L184 196V194H187ZM101 193V194H100ZM109 193H111V195L112 194H114V195H116L115 197L116 198H118L117 200H119V204L117 203V205L114 203V201L115 202H117L116 201V198L114 199V198H111L113 201H111V199H110V194ZM126 195V196H124V194ZM194 193L196 194V195H194ZM80 194V195H79ZM97 194H98V196H100V195H102V194H104V196L102 195V196H100L99 197V199H98V196H97ZM108 194V195H107ZM181 194V195H180ZM190 194V195H189ZM84 197H82V196ZM87 195V196H86ZM113 195V196H114ZM121 195H123L124 197L122 198L121 197ZM81 196V197H80ZM112 196V197H113ZM170 198V201L169 202H171V197L173 198H175V200H174V198H173V201H176V202H174V205H173V201L171 202L172 203V205H166L165 203H166V201L168 200V197ZM183 196V197H182ZM193 196H197V197H193ZM199 196V197H198ZM104 199V201H103V199ZM105 197V198H104ZM109 197V201L112 203H114V205L113 204H109L108 205V200H107V198ZM160 197V198H159ZM167 197V198H166ZM96 198V200H94ZM123 200H122V199ZM143 198H145V199H143ZM92 199H93V201H92ZM98 199V200H97ZM107 201H106V200ZM135 199V198H134ZM133 199V201L135 202H137V199L136 200H134ZM151 199V200H150ZM193 199H195L194 201H192ZM92 201V202H91ZM94 201H96V202H98V203H96V202H94ZM100 201V202H99ZM103 201V202H102ZM122 201V202H121ZM128 202V201H127ZM149 202V203H148ZM168 201H167V204H170ZM181 202V203H180ZM194 202H196L195 204H194ZM89 203V204H88ZM103 203V204H102ZM95 204H97L96 206H95ZM102 204V205H101ZM108 205V207H107V205ZM154 204H156L158 207H160V208H158L156 205L154 206V207H152V205H154ZM191 204H193V205H195V206H193V205H191ZM99 205H101V206H99ZM105 205H106V207H105ZM166 205V207H164ZM177 205H178V209H177ZM91 206V207H90ZM146 206V208H147V212L149 213L150 211H151V213H153V216H152V214L151 213H146L145 215H141L140 216V214H139V212L141 213V210H142V212H143V209H144V211L146 212V210H145V207ZM180 206V207H179ZM189 208H188V207ZM88 207H90V208H88ZM98 207V208H97ZM101 207V208H100ZM111 207V208H110ZM114 207V208H113ZM149 207V206H148ZM151 207H152V209H151ZM170 208V209H165V208ZM175 207V208H174ZM184 207H187V208H184ZM92 208H93V210H92ZM105 208V209H104ZM106 208H107V210H106ZM140 210L139 212H138V209ZM158 210H161V211H157V209ZM172 208V209H171ZM192 208V209H191ZM94 209H95V212L96 213H94ZM163 209V210H162ZM198 209V210H197ZM92 210V211H91ZM97 210V211H96ZM104 210V211H103ZM149 210V211H148ZM155 210V211H154ZM169 210V211H168ZM174 210V211H173ZM183 210V211H182ZM194 210L196 211V212H194ZM136 211H137V214H139V217H143L144 216V218H139L138 216H137V214H135L136 213ZM189 211H191V212H189ZM193 211V212H192ZM125 212V213H124ZM144 212V213H145ZM161 212H164L163 214L161 213ZM172 212V213H171ZM98 213V214H97ZM100 213H102V214H100ZM124 213V214H123ZM169 213V214H168ZM174 213V214H173ZM177 213V214H176ZM188 213V214H187ZM194 213V214H193ZM143 214V213H142ZM90 215H92V216H90ZM146 215H147V217H146ZM149 215H150V217H149ZM182 215V216H181ZM90 216V218H88ZM100 216V217H99ZM134 216V217H133ZM165 216H167V217H165ZM93 217V218H92ZM105 217V218H104ZM108 217H109V219H108ZM131 217V218H130ZM138 217V218H137ZM146 217V218H145ZM186 217V218H185ZM100 219V221L98 220V219ZM104 218V219H103ZM136 218V220L135 221H133L134 219ZM151 218V219H150ZM169 218V219H168ZM173 218V219H172ZM190 218V219H189ZM198 218V219H197ZM92 221H91V220ZM102 219H103V221H102ZM141 219V223H145V225H144V227H147L146 229H148V227H149V225H152L153 226V224L156 226H154L153 228H154V230L155 231H153V228H150L148 231L152 234V237L155 235L156 236V234H157V236L156 237H154L155 239H152V237H145V236H147V234H148V231L147 230H145L144 229V227H143V224H141L140 222H139V224L140 225H142V226H140V225H138L137 224V222H138V220H140ZM145 219V220H144ZM146 219H148V220H146ZM177 219V220H176ZM182 219V220H181ZM185 219V220H184ZM85 220H86V222H85ZM88 220V221H87ZM97 220V222H94V221H96ZM143 220V221H142ZM165 220H167V221H165ZM179 220H181V221H183L182 223H181V221H179ZM200 220V221H199ZM111 221V222H110ZM131 221H133L134 223H131ZM147 223H146V222ZM160 221V222H159ZM162 221V222H161ZM165 223H164V222ZM179 222V223H177V222ZM91 222V223H90ZM171 222V223H170ZM199 222V223H198ZM200 222H201V224H200ZM161 223L163 224V225H161ZM170 223V224H169ZM187 223V224H186ZM190 223H192L191 225H190ZM195 223H197V224H195ZM93 224V225H92ZM158 224V225H157ZM172 224V225H171ZM179 224V225H178ZM187 225V226H185V225ZM180 227L179 228V232H181L182 231V229L185 227H187V228H191V230L189 231L192 235H193V233H194V235H196L199 239H198V241H197V237L196 236H194L193 235V237H195V239L194 238H192L191 240H192V242L190 241V244L189 245H192V247L191 246H189L187 243H189V241L188 240H190L189 239V237L188 236H190V237H192V235H190L189 234V232H188V230L189 229H183L184 231V233L183 232H181L183 235H181L180 233H178V226ZM181 225H183L182 226V228H181ZM198 225V226H197ZM262 225H264V224H262ZM139 226H140V228H139ZM195 227V229L193 228V230H192V227ZM202 227V229L200 230L201 231V233H202V230H203V233L202 234H204L205 236H206V239H205V237H203V235L201 234V236L199 237L198 236V233L200 234V232H199V229ZM151 227V226H150ZM163 227H165V226H163ZM167 227V226H166ZM200 227V228H199ZM259 227V226H258ZM143 228V229H142ZM152 229V231H150ZM258 229H260V228H258ZM129 230V231H130ZM142 230V231H141ZM143 230H144V232H143ZM195 230V231H194ZM147 231V232H146ZM186 231H187V234H186ZM147 234H146V233ZM156 233V234H154L153 235V233ZM193 232V233H192ZM100 233V234H99ZM110 233V234H109ZM145 233V234H144ZM149 233V234H150ZM150 234V235H151ZM179 234H180V236H179ZM187 235V236H186ZM223 235V236H222ZM149 236V235H148ZM175 236H177V235H175ZM184 236V239L185 238H187L186 239V241L187 242H182L183 241V239L181 240V237H183ZM186 236V237H185ZM208 236V237H207ZM221 236V237H220ZM133 238V239H132ZM145 238H151V239H149V241L147 242V239H145ZM157 238V239H156ZM174 238H176V237H173V239ZM200 238H201V240H200ZM202 238H204V240L206 241V240H208V241H204V244H201V243H203V239ZM219 238V239H218ZM223 238H224V240H223ZM222 239V240H221ZM232 239V240H231ZM154 240V241H153ZM156 240V241H155ZM174 240H176V239H174ZM197 241V242H194V241ZM211 240H215L213 243H212V245H211V243L210 242H212ZM228 240H230V241H228ZM152 241L154 242V243H152ZM202 241V242H201ZM210 241V242H209ZM104 242H105V245H104ZM147 242V243H146ZM172 242H174V241H172ZM193 242H194V244H193ZM182 243V245H180ZM183 243H185L187 246H189V247H187L186 245H184ZM196 243V244H195ZM205 243H208V244H210L211 245V247H210V245H205ZM111 244L112 246H114V248L113 247H109V245ZM145 244H146V246H145ZM177 244L181 247H183V246H185L184 247V250H188V248H189V252H191L192 254H193V256H188L187 257V254L189 253V252H187V254H185L184 252V250L182 249V248H178V246H177ZM213 244L215 245L214 247H213ZM220 244V245H219ZM225 244H227V245H225ZM235 244V245H234ZM91 245H92V243H91ZM90 245V246H91ZM106 245H107V247H106ZM164 245H166V246H164ZM169 246V248H168V246ZM202 245H204V247L205 248H202L203 246ZM234 245V246H233ZM237 245H239L238 246V248H237ZM93 246V245H92ZM91 246V247H92ZM145 246V247H144ZM193 246H194V249L192 250L191 248H193ZM236 246V247H235ZM243 246V245H242ZM105 247V248H104ZM115 247H117V248H115ZM118 247L120 248L119 250H118ZM174 247V248H175ZM231 247V248H230ZM100 248H102V251H101V249ZM167 248V249H166ZM177 248L178 249H180V251L179 250H177ZM224 248H225V250H224ZM96 249H100V250H96ZM114 249H117V250H114ZM123 249V250H122ZM138 249V250H137ZM148 249V248H147ZM229 249H231V250H229ZM159 250L157 251L158 253H159ZM181 250H183V251H181ZM186 250V251H187ZM191 250V251H190ZM195 250V251H196ZM219 250H221V251H219ZM226 250H228V251H226ZM97 251V254L99 253L98 251H101L99 254V256H97V254L96 253H94V252H96ZM125 251V252H124ZM127 251L128 252H131V253H127ZM155 251V252H154ZM176 251H178L177 253H176ZM212 251V252H211ZM219 253V254H216L217 252ZM234 251V252H233ZM92 252V251H91ZM102 252H104V253H102ZM126 254H124V253ZM180 252H182L183 253V256H184V258H183V260H182V258L181 257H183V256H181V254H180ZM197 252V251H196ZM221 252H222V255L220 256V254H221ZM224 252V253H223ZM174 253L175 254H177L176 256H174ZM191 253H189V254H191ZM195 253V252H194ZM225 253H227L226 255H225ZM128 254V255H127ZM169 254H171V255H169ZM214 254L217 256V258L214 256ZM231 254V255H230ZM233 254V255H232ZM130 255V256H129ZM139 255V256H138ZM159 255V256H158ZM90 256V257H89ZM129 256V258L127 259V257ZM138 257L139 259H140V261L139 262H134V260H136V258H133L132 259V257ZM154 256V255H153ZM164 256H166V257H164ZM181 256V257H180ZM221 257V259H220V257ZM236 258H237V264H243V259H241L240 261H238V259H239V257H237V254H235L234 255ZM233 256V257H234ZM97 257V258H96ZM168 257V258H167ZM174 257V258H173ZM224 257V258H223ZM227 257V258H226ZM234 257V258H235ZM92 258V257H91ZM90 258V259H91ZM98 258H100V259H98ZM137 258V259H138ZM166 260H165V259ZM181 258V259H180ZM214 258H215V260H214ZM223 258V259H222ZM235 258V259H236ZM99 260V262H101V263H98L97 261ZM138 259V260H139ZM187 259V260H186ZM234 259V260H235ZM94 260L92 261V259L91 260H88V262H90V261H92V262H94ZM133 260V262H131ZM160 260V261H159ZM224 260V261H223ZM234 260H232V263L234 262ZM154 261V260H153ZM164 261V262H163ZM190 261V260H189ZM192 261V260H191ZM92 262H90V263H88V264H92ZM175 262H174V264H175ZM154 263V262H153ZM153 263H151V264H153ZM154 263V264H155ZM182 263V264H183ZM188 263H190L191 264V262H188ZM231 263V264H232ZM93 264H95V263H93ZM103 264V263H102ZM141 264H143L142 262H141ZM187 264V263H186ZM221 264V263H220Z\"/></svg>",
  "mask_w": 264,
  "mask_h": 264
},
{
  "label": "snow or ice",
  "instance_id": "6c2138e0",
  "mask_svg": "<svg viewBox=\"0 0 264 264\" xmlns=\"http://www.w3.org/2000/svg\"><path fill=\"white\" fill-rule=\"evenodd\" d=\"M232 0H222L221 4L218 5L220 7L227 6L231 3ZM137 6H141L139 4V0L133 2V0H110V2L104 3H97V2H88V0H80L79 3H69L67 5H62L61 7H68V8H76L80 11H84L86 9H94V8H103L110 13H120L122 10H127L129 8H135ZM143 7H150L155 8L158 7L157 5H153L145 0V3L142 5ZM182 7V5L176 4H168L163 5V7ZM259 6V13L257 19L253 21L260 29L262 38H264V0H258ZM113 42L118 43L117 40H113ZM114 88H120L121 82L117 81L113 85ZM262 101H264V96H262ZM260 136L264 138V109L261 111V132ZM261 156V173L264 174V139H262V147L260 150ZM212 155L211 150H207L205 152V161H211ZM219 176V174H218ZM256 207L259 211L264 214V185H262L261 189L259 190V195L256 197ZM252 250L246 256L243 261V264H264V225H261L260 228V238L258 241H252ZM216 254H219L218 252ZM235 264V262H233Z\"/></svg>",
  "mask_w": 264,
  "mask_h": 264
},
{
  "label": "water",
  "instance_id": "95a60500",
  "mask_svg": "<svg viewBox=\"0 0 264 264\" xmlns=\"http://www.w3.org/2000/svg\"><path fill=\"white\" fill-rule=\"evenodd\" d=\"M104 77H106L105 74H104ZM89 100H91V99H88L87 98L85 100H82V102L80 104H85ZM85 117H89L90 118V115H87ZM135 177L136 178H130V177L128 178V176H127L126 177L127 179L124 181V183L127 182V183H130V184H136L139 178L137 176H135ZM124 183L123 184H120V185H116V186L103 187V188H105V189H111L112 191H117V190H119V189H121L123 187Z\"/></svg>",
  "mask_w": 264,
  "mask_h": 264
}]
</instances>
